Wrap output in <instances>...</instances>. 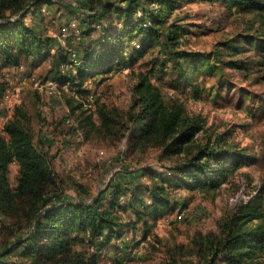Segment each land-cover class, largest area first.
I'll use <instances>...</instances> for the list:
<instances>
[{"label":"trees","instance_id":"1","mask_svg":"<svg viewBox=\"0 0 264 264\" xmlns=\"http://www.w3.org/2000/svg\"><path fill=\"white\" fill-rule=\"evenodd\" d=\"M50 1L0 0L1 66L19 67L23 59L34 58L51 46L50 38L24 20L28 5L38 12ZM82 1L81 33L88 38L84 55L74 69L76 77L71 82L69 77L55 79L71 93L80 92L86 77L99 75L102 80L105 74L142 60L153 48H157L153 62L158 63L160 70L166 69L170 62V75L181 85L193 84L198 74L212 75L218 69L215 64L220 61L213 54L178 49L182 45L181 36L188 32L176 22H169L179 0H154L155 7H145L142 0ZM223 1L227 9L257 13L260 17L264 14V0ZM95 27L100 28L98 39L91 37ZM134 43L139 45L138 49L133 47ZM253 45L260 51L264 68V44L258 47L257 38L248 35L222 43L223 57L227 58L225 67L248 68L247 61L240 58ZM61 58L66 63V53ZM70 92L67 97L73 98ZM79 109L82 105L77 104L67 110L68 120ZM95 110L108 131L128 132L107 133L110 137H127L134 150L159 148L162 158L179 157L173 165L178 176L171 183L189 188H215L220 184L219 176L240 167L247 158L225 146L221 135L213 140L204 136V143L193 145L195 137L204 132V121L189 115L177 101L167 102L146 73H141L133 86L131 104L124 114L103 104ZM86 111L81 110V117L76 120L79 128L91 129L92 114ZM35 116L39 120L38 110ZM13 162L18 172L11 186L9 167ZM155 178L153 175L147 188L149 204L142 193H133L124 205L119 201L118 188L91 202L61 200V197L47 199L55 185V173L42 141H35L31 116L23 105H18L0 128V215L9 221L1 227L4 230L0 233H7L2 234L0 264L96 263L98 254L112 239L120 238L124 230L135 227L146 215L156 219L168 210L170 198L164 185L168 181L158 182ZM218 227L219 232L198 234L193 241L195 245L190 250L198 262L215 264L223 256L225 264H264V208L260 194L236 206Z\"/></svg>","mask_w":264,"mask_h":264},{"label":"rangeland","instance_id":"2","mask_svg":"<svg viewBox=\"0 0 264 264\" xmlns=\"http://www.w3.org/2000/svg\"><path fill=\"white\" fill-rule=\"evenodd\" d=\"M153 1L141 2L145 7H155ZM50 2L44 3L38 12L28 5L24 20L50 38L51 46L34 58L23 59L19 67L0 64V98L11 78L12 85L18 86L21 92L19 105L31 116L35 141H42L54 170L55 185L47 199L61 197V200L91 202L118 188L121 190L119 201L124 205L133 193H142L145 203L149 204L147 188L151 186L153 175L158 182H170L178 176L173 165L179 157L162 158L159 148L134 150L127 137L112 138L107 134L128 132L108 131L95 114L99 104L117 108L124 114L131 104L133 86L139 75L146 73L167 102L177 101L189 115L204 121V132L195 137L193 145L204 143V136L213 140L221 135L225 146L247 158L240 167L219 176L220 184L215 188L164 183L170 198L164 215L156 219L146 215L135 227L124 230L120 238L112 239L98 254L94 264H168L171 261L199 264L190 250L198 234L219 232L218 224L233 213L236 206L256 195H261L264 208L263 59H259L260 51L253 45L254 48L245 50L240 58L247 61L248 68L230 69L223 64L227 58L223 57L221 46L239 35L257 38L258 47L263 45L264 14L260 17L257 13L227 9L223 0H179L169 22H176L188 32L181 36L182 45L178 49L218 57L216 72L200 73L192 85H181L170 75V62L164 70L153 62V54H157V48H153L142 60L107 73L102 80L99 75L86 77L80 92L70 98L61 88H58L60 95L49 94L46 88L49 83H55V79L69 77L71 82L76 77L74 69L88 43V38L81 33L83 1ZM99 33L100 28L95 27L91 37L98 39ZM133 45L139 48L138 44ZM64 53L72 64L67 68L68 62L63 63L61 58ZM218 53L222 55L217 56ZM157 57L155 59L161 61ZM27 75L33 76L43 90H34L33 82L22 85L21 80ZM77 104L82 105V109L74 111L68 120L67 110ZM83 109L92 114L94 126L91 129L78 126ZM37 110L39 120L35 116ZM72 119L77 120L73 123ZM17 172L16 167L10 170L11 186L15 184ZM8 222L0 215V232ZM5 233H0V244ZM222 257L215 264H225Z\"/></svg>","mask_w":264,"mask_h":264},{"label":"built area","instance_id":"3","mask_svg":"<svg viewBox=\"0 0 264 264\" xmlns=\"http://www.w3.org/2000/svg\"><path fill=\"white\" fill-rule=\"evenodd\" d=\"M72 56V55H71ZM71 61H74L71 59ZM71 62H68L66 64V68L69 66H72V64H70ZM8 76V75H7ZM27 82L32 83L33 82V89L34 90H39L42 91V85H39L38 81H35L34 77L31 75H27L25 77H23V79L21 80L22 85L23 84H27ZM50 85L47 86L46 91L49 94H54V95H60L61 94V90L58 88L63 89L66 92H70L67 87L65 85H61L59 82L55 81V83H49ZM20 89L18 86H13L12 85V81L11 78L9 80V84H7L6 89L4 90V92L1 95L0 98V109L2 110V115H1V126L12 117L15 108L20 104ZM72 96H76L75 93H71Z\"/></svg>","mask_w":264,"mask_h":264},{"label":"crops","instance_id":"4","mask_svg":"<svg viewBox=\"0 0 264 264\" xmlns=\"http://www.w3.org/2000/svg\"><path fill=\"white\" fill-rule=\"evenodd\" d=\"M1 115H2V110L0 109V119H1ZM0 126H1V121H0ZM12 167H16L17 168L16 163L13 162L12 164H10L9 170H11Z\"/></svg>","mask_w":264,"mask_h":264}]
</instances>
